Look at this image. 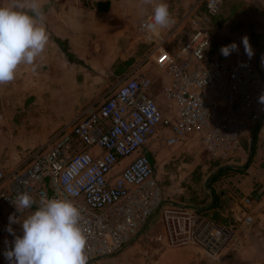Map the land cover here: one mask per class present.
I'll return each mask as SVG.
<instances>
[{"label": "built area", "instance_id": "1", "mask_svg": "<svg viewBox=\"0 0 264 264\" xmlns=\"http://www.w3.org/2000/svg\"><path fill=\"white\" fill-rule=\"evenodd\" d=\"M201 1L204 11L195 3L166 34L147 29L152 16L141 26L151 40L146 60L171 75L164 106L152 92L151 76H129L102 103L82 108L44 145L29 150L13 169L0 170V264H9L4 252L14 246L15 237L6 230L9 216L21 215L11 200L24 192L37 201L41 196L70 199L79 207L89 264L119 252L159 207L157 238L170 245L193 244L214 258L228 246L240 245L243 232L257 222L253 208L261 194L243 197L246 211L240 225L217 222L164 200L149 154L163 128L169 132L167 144L196 142L228 161L240 154L247 132L264 115L259 102L264 73L256 55L249 59L243 44L233 41L239 51L224 57L220 49L225 45L214 42L212 20L225 0ZM12 227L16 235L23 234L20 224Z\"/></svg>", "mask_w": 264, "mask_h": 264}, {"label": "crops", "instance_id": "2", "mask_svg": "<svg viewBox=\"0 0 264 264\" xmlns=\"http://www.w3.org/2000/svg\"><path fill=\"white\" fill-rule=\"evenodd\" d=\"M230 1H224L222 12L212 20V25L218 21L223 24L221 29L213 25L214 38L225 36L222 17ZM239 1L246 6L244 10L231 11L224 20L241 16L250 22L251 13L255 12L251 11L250 1L255 0ZM259 1L262 8L257 13H261L259 19L263 18V22L255 25L261 28L264 27V0ZM159 2L161 0H153V5H148L144 0H40L44 27L49 35L48 45L34 65H21L14 81L0 85V170L13 169L29 150L44 145L54 131L82 108L102 103L129 76H151L154 80L152 92L164 106V91L170 86L171 75L146 60L151 40L148 31L141 29L144 21L153 15L154 4ZM164 2L168 4L174 22L161 29L163 34L176 26L195 3H199V11L206 9L201 0ZM13 3L14 0H0V6H12ZM229 35L231 37H225L230 38L229 43L241 42L236 34ZM250 43L258 48L255 55L260 51V66L264 73V35H260V29H255ZM255 129L254 156L253 161H249V168L254 169L255 174L250 172L237 181L236 189L241 196L239 201L230 204L231 208L219 200L218 210L225 215L219 218L221 222L228 219L238 223L246 211L243 197L253 187L264 192V172H261L264 168V115ZM218 173L212 181L218 178ZM262 197L253 208L257 222L243 232L240 245L236 248L228 246L217 258L191 255L183 264H264V213L260 210L264 206V194ZM164 200L190 204L176 199ZM108 256L99 263L118 264L115 256Z\"/></svg>", "mask_w": 264, "mask_h": 264}, {"label": "clouds", "instance_id": "3", "mask_svg": "<svg viewBox=\"0 0 264 264\" xmlns=\"http://www.w3.org/2000/svg\"><path fill=\"white\" fill-rule=\"evenodd\" d=\"M144 3L153 5V0ZM44 18L40 0H14L12 6H0V85L14 81L21 65H34L45 51L49 35ZM173 22L168 4L161 0L154 4L152 22L146 27L154 33ZM241 42L251 59L255 53L249 37L245 35ZM238 51L236 42L220 49L224 57ZM259 102L264 104V94ZM11 203L21 215L9 216L6 230L15 237L14 246L4 252L9 264H89L82 213L72 200L41 196L37 201L24 192ZM13 224L21 225L22 235H16Z\"/></svg>", "mask_w": 264, "mask_h": 264}, {"label": "rangeland", "instance_id": "4", "mask_svg": "<svg viewBox=\"0 0 264 264\" xmlns=\"http://www.w3.org/2000/svg\"><path fill=\"white\" fill-rule=\"evenodd\" d=\"M259 2V0H255L254 2L250 1V6L253 8L251 11H255L254 13H251L253 17L249 20L250 22H247L246 19H241V16H235L233 19L229 18L228 20H224L225 15H228L229 12L236 10L242 11L246 7L239 0H231L228 8L225 9V11L223 10L224 17H222V20L224 21L225 25L223 26L225 29L223 34H225V36L222 37L220 35V37H215V43L219 45H226L231 40L230 38L225 37H231L229 34L232 33L236 34L240 41H242V37L245 35H247L249 39L252 40L255 29H260V35H264V27L260 28V26L255 25L258 22H263V18L259 19L262 16L261 13H257V11H261L262 8L261 3ZM214 24H216L215 26L220 29L223 25L221 21H218ZM217 33H220V31H217ZM253 49L254 53H256L258 50V48L254 47ZM251 131L249 130L247 132L243 140V149L240 154L227 161L218 159L215 157V155L210 154L201 144L196 142L182 141L179 144L169 145L164 139L169 135L168 130L160 128L158 134L156 135V140H154L151 145L149 154L151 157H153L157 166L156 176L162 191L163 198L185 201L199 207L202 205L209 206L210 208L212 201V191L215 190L214 193L216 196H219L221 203L224 201L226 207L231 208L230 204L233 201H239L241 196V194H239L236 189L237 181L239 182L241 178H245V176L250 172L255 174L254 169L249 168L250 162L253 161L252 159L254 154L249 164L242 168V171L238 170V167H232V169H226L225 167L223 174L219 176L218 173V178H215L214 181H211L210 188L206 187V182L210 174H212L221 165H242L246 162L249 156L251 144ZM133 156L134 155L122 160L119 163V166L115 167L114 172H117L119 168H122L124 165H126L133 158ZM250 169L251 171H249ZM262 169L261 172H264ZM261 190V188L257 189L256 187H253V189L248 194H261L262 199L264 192ZM223 191L225 192L222 193ZM260 210L264 213V206H262ZM198 211L201 212L202 210ZM230 212L231 211L227 213L230 214ZM211 213L214 214L212 209L210 213L205 215L208 217H213ZM219 214L221 215V213ZM224 216L221 215L220 217ZM231 224L240 225L239 222ZM161 227L162 225L160 216L159 214H155L153 218H151L150 223L141 227L139 230L140 232L133 236L119 252L108 257L111 258L115 256V260L118 264H150L153 261H159L162 264H183V261L186 258H190L191 255L195 258L199 257V255L209 256L196 245H170L166 243L165 240L158 239L157 236L161 231ZM190 248H192V250ZM101 264L105 263L103 262Z\"/></svg>", "mask_w": 264, "mask_h": 264}, {"label": "water", "instance_id": "5", "mask_svg": "<svg viewBox=\"0 0 264 264\" xmlns=\"http://www.w3.org/2000/svg\"><path fill=\"white\" fill-rule=\"evenodd\" d=\"M259 56H260V51L256 54V61H257V65H258V68H259V70L261 71V72H263V70H262V68H261V66H260V60H259ZM256 126V125H255ZM255 126H254V128H253V130H252V139H251V144H250V150H249V156H248V159H247V161L245 162V164H243V165H234V164H227V165H223V166H220L218 169H216L212 174H210V176L208 177V179H207V182H206V187L207 188H210V183H211V181H212V179L216 176V174L221 170V169H223V168H225V167H238V168H244L248 163H249V161H250V159H251V157H252V155H253V149H254V141H255V135H256V129H255ZM216 199H217V196H216V194L214 193V191H212V201H211V205H213V204H215V201H216ZM169 201V200H168ZM173 202V201H172ZM174 203H176V202H174ZM176 204H182V203H176ZM185 206H187V207H190V208H194V209H196V210H203V209H205V208H207V207H209V206H196V205H194V204H184ZM159 212H160V207L156 210V212L151 216V218H153V216L155 215V214H159ZM151 218L148 220V222L144 225V226H146V225H148L149 223H150V221H151ZM140 232V231H139ZM138 232V233H139ZM137 233V234H138ZM115 254V253H114ZM112 255V254H111ZM102 258H104V257H100V258H98V260H100V259H102Z\"/></svg>", "mask_w": 264, "mask_h": 264}, {"label": "trees", "instance_id": "6", "mask_svg": "<svg viewBox=\"0 0 264 264\" xmlns=\"http://www.w3.org/2000/svg\"><path fill=\"white\" fill-rule=\"evenodd\" d=\"M226 169H232V167H228ZM238 170H240V169H238ZM223 172H224V169L219 173V176H221L223 174ZM211 209H215L214 214H213V219L216 221H219V218H220L219 213H221V212H220V210H218L219 209V196L218 195H217V200H216L215 204L208 209L202 210L201 212L204 214H207ZM225 220H226V221H224L225 223H228V224L232 223V221H230L228 219H225Z\"/></svg>", "mask_w": 264, "mask_h": 264}]
</instances>
